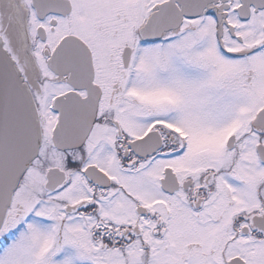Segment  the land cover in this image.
Masks as SVG:
<instances>
[{
	"label": "snow or ice",
	"instance_id": "1",
	"mask_svg": "<svg viewBox=\"0 0 264 264\" xmlns=\"http://www.w3.org/2000/svg\"><path fill=\"white\" fill-rule=\"evenodd\" d=\"M0 264H264V0H0Z\"/></svg>",
	"mask_w": 264,
	"mask_h": 264
}]
</instances>
